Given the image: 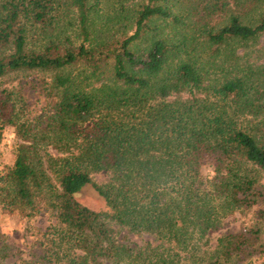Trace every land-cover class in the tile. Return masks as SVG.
I'll use <instances>...</instances> for the list:
<instances>
[{"label": "trees", "instance_id": "1", "mask_svg": "<svg viewBox=\"0 0 264 264\" xmlns=\"http://www.w3.org/2000/svg\"><path fill=\"white\" fill-rule=\"evenodd\" d=\"M194 1L190 26L146 0L105 34L88 0H0V82L18 76L0 87V140L17 138L0 206L49 222L25 264H264L256 228L224 230L264 216V64L237 52L264 35V13ZM84 189L107 212L79 202ZM114 226L151 239L126 244Z\"/></svg>", "mask_w": 264, "mask_h": 264}, {"label": "rangeland", "instance_id": "2", "mask_svg": "<svg viewBox=\"0 0 264 264\" xmlns=\"http://www.w3.org/2000/svg\"><path fill=\"white\" fill-rule=\"evenodd\" d=\"M146 0H88L89 13V25L90 29L100 31L105 34H109V29L122 30L124 26L129 27V22L126 20L130 18L133 9ZM233 3L241 4V0H230ZM246 1V0H245ZM253 3L246 2L244 6L239 10L248 11L247 18L256 19L260 14L264 13V0H251ZM171 11L175 15H181L184 18L188 17L186 21L189 26L195 24V20H198L202 16V7L194 0H169ZM242 2H244L242 0ZM197 6H199L197 8ZM230 8L233 10L234 6L230 4ZM226 11L220 10L216 16L211 18L210 24L225 23ZM237 13V12H236ZM67 15V14H65ZM66 20L67 24L71 23L67 30H70L72 24H74L73 17H69ZM204 19V18H203ZM221 19V20H220ZM206 20V19H204ZM157 23H162L160 20ZM163 30L165 33L170 31V26L167 23H163ZM197 25H200L198 23ZM127 28H124L127 30ZM127 34H130L128 32ZM146 44H142L140 47H144ZM135 46V48H140ZM238 54L246 56L249 62L255 64H264V35L258 39L248 42L244 47L237 49ZM17 75H10L0 82V87L13 86L17 82ZM17 138L13 133V130L7 127L0 140V172L10 167L13 162V152ZM257 170V169H256ZM256 175H259L261 182H264V175L259 171H255ZM98 181L104 179L103 175L96 176ZM78 201L83 205L98 211L107 212V208L104 205L102 199L93 193L90 189H84L78 194ZM244 217L236 213L234 216L229 217L226 220L227 227L224 229L238 230L240 226L249 228H256L259 231L260 243H264V216L257 212V209L249 212V214L243 213ZM109 224V221L106 220ZM49 226L47 217L45 215H37L35 217H25L18 215L17 213H9L6 209L0 206V264H25V262H32L38 259L35 255L36 247L38 246L39 237L46 231ZM118 230V237L124 239V243L134 246H143L150 237L146 235H132L126 233V231L114 226ZM242 230V229H241ZM219 232L211 234V238L219 236ZM262 261V260H261Z\"/></svg>", "mask_w": 264, "mask_h": 264}]
</instances>
